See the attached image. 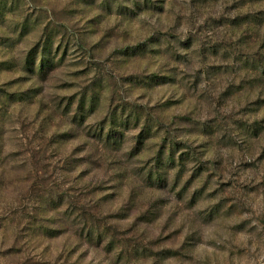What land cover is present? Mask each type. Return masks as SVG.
<instances>
[{"label": "rangeland", "instance_id": "374dc122", "mask_svg": "<svg viewBox=\"0 0 264 264\" xmlns=\"http://www.w3.org/2000/svg\"><path fill=\"white\" fill-rule=\"evenodd\" d=\"M0 264H264V0H0Z\"/></svg>", "mask_w": 264, "mask_h": 264}]
</instances>
